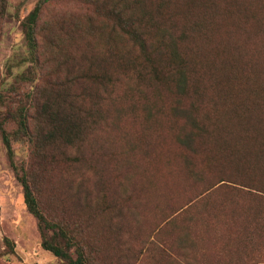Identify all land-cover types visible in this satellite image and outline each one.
<instances>
[{"label":"rangeland","instance_id":"374dc122","mask_svg":"<svg viewBox=\"0 0 264 264\" xmlns=\"http://www.w3.org/2000/svg\"><path fill=\"white\" fill-rule=\"evenodd\" d=\"M37 1L5 0L0 16V120L5 121L4 127L9 132L16 128L15 112L20 107L31 106L34 101L29 92L41 85V80L35 79V64L22 28V22ZM80 1L87 9L86 15L96 16L92 26L96 27L102 19L112 21L104 12L115 8L119 0ZM78 5L69 0H55L46 7L42 19L67 18L63 14L66 11L76 15ZM263 10L256 13L262 25ZM202 16L205 17L202 28L206 30L218 26L221 19L203 13ZM57 19L45 23L42 29L57 33ZM76 35L78 33L48 38L46 41L57 42L51 57L58 61L57 50L68 52ZM197 44L204 50L199 58L206 56L218 66L219 58L213 53L206 54L203 44L199 41ZM262 44L248 45L244 54L240 51L234 54L236 65L245 67L246 71L226 69L219 79L223 81L226 93L236 86L235 93H229L232 97L238 89H248V95L243 99L245 102L252 100L254 104L246 106L250 113L255 112L264 120ZM182 48L188 49L187 46ZM250 68L253 72L248 70ZM205 91L210 100L220 101L217 94L213 95L207 88ZM227 94L220 93L219 96ZM119 96L114 103L104 106L107 112L103 113L102 120L96 117L98 110H93L95 107L89 102L84 104L83 110L90 109V112L84 115L83 122L79 116L78 134L61 138L52 126L61 125L60 121L66 115L64 110H68L69 105H58L52 99V91L44 88L37 96L45 120L41 133L38 131V137L41 135L42 138L32 143L27 137L16 140L12 134L9 156L0 134V264H63L41 248L36 220L25 207L13 165L27 169L45 216L68 229L91 264H175L173 261L187 264L191 261L190 247L194 252L204 244L220 251L230 241L245 240V235L237 231L241 223L230 218H242L258 206L253 203L255 206L249 207L253 204L247 202V196L244 200L233 191L217 190L201 195L219 176L238 169L229 163L233 156L223 157L221 159L228 161L222 160L213 166L207 154L215 153L212 146L203 143L204 148H201L196 142H190L189 146L183 147L175 138L178 127L169 118V104L173 99L166 92L162 91L160 100L147 106L150 112L146 108L142 110L140 105L130 107V100L122 97L121 90H117L114 97ZM51 100L54 104L49 103ZM51 116L50 125L45 127ZM228 116L223 115L224 119ZM92 118L97 123L89 125ZM255 123L262 128L260 119ZM29 125L30 131L37 126L33 118ZM259 178L264 180L261 162ZM196 198L195 203L187 205ZM247 209L248 214H245ZM259 209L264 216V208ZM160 245L171 257L168 253L159 257L158 253L163 250ZM181 249L189 257L181 255L179 258L177 252ZM246 253L258 254L255 250H246ZM226 260L229 257L224 254L222 264H227ZM206 264L213 263L206 260Z\"/></svg>","mask_w":264,"mask_h":264},{"label":"trees","instance_id":"16d2710c","mask_svg":"<svg viewBox=\"0 0 264 264\" xmlns=\"http://www.w3.org/2000/svg\"><path fill=\"white\" fill-rule=\"evenodd\" d=\"M54 1L38 0L22 22L24 38L35 64L33 73L36 80H41V85L29 92L34 101L31 106L20 107L15 112L14 131H7L5 121L0 120L1 140L9 156L12 134L16 140L27 137L32 143L42 138L41 135L38 137V131L41 133L45 120L37 96L44 88L52 91V99L58 105H69V109L64 110L66 115L60 121L61 125L52 126L61 138L78 134L79 116L83 122L84 115L90 112V109L83 110L84 104L90 103L95 107L93 110H98L96 117L102 120L103 113L107 112L104 106L120 98L114 97L117 90H121L123 98L130 100V107L140 105L142 110L146 108L149 112L147 106L160 100L164 91L173 99L169 104V118L178 127L175 137L178 142L183 147L196 142V146L201 148L206 143L214 148L215 153L207 152L213 166L222 160L228 161L221 158L232 155L229 163L238 168L234 173L219 176L201 195L217 190L233 191L258 206L249 215L230 218L241 223L237 231L245 235V240L230 241L220 251L215 246L211 251L209 249L212 248L204 244H200L199 250L194 252L190 247V263L206 264L209 260L213 264H222L225 254L229 257L227 264L240 261L243 264H262L264 216L259 207L264 208V180L259 178V168L260 162L264 164V120L255 112L250 113L247 106H252L254 102L243 99L247 97L248 89H238L236 96L232 97L229 93H235L236 86L227 94L219 75L230 68L246 71L245 67L236 65L234 54L238 51L244 54L248 45L260 46L264 42V25L256 15L264 9V0H119L115 8L103 11L105 17H111L112 21L102 19L96 27H92L96 16L86 15L87 9L80 0H69L79 4V11L71 10L76 15L66 11L63 14L67 18L51 16L47 20L42 19L46 7ZM4 6L5 0H0V16ZM202 13L221 18L218 26L209 30L202 28L205 18ZM261 16L264 17V14ZM55 19L57 33L51 34L42 29L45 23ZM74 33L78 35L73 38L70 50L58 49L60 58L58 61L53 59L51 54L56 50L57 42L46 40L53 35L70 36ZM198 41L203 44L206 54L213 53L219 58L218 66L206 56L199 58L204 50L197 44ZM248 70L253 72L252 68ZM205 88L213 95L217 94L220 101L210 100ZM220 93L227 95L219 96ZM148 96L153 99L149 100ZM224 114L229 115L228 119H224ZM31 118L37 126L30 131ZM51 119L52 116L47 119L45 127L50 125ZM258 119L262 128L255 123ZM96 123L93 118L88 122L89 125ZM191 152L194 154L196 151ZM13 170L22 187L25 207L36 220L41 248L63 264H91L68 229L45 216L30 184L27 169L13 165ZM196 201L197 198L187 205ZM254 204L249 207L253 208ZM244 213L248 214V209ZM160 246L163 250L158 253L159 257H165L167 254L164 253L171 257L170 252ZM226 249L234 252L229 254ZM246 250H255L258 254L255 256L246 253ZM177 255L179 258L181 255L189 257L183 249Z\"/></svg>","mask_w":264,"mask_h":264}]
</instances>
